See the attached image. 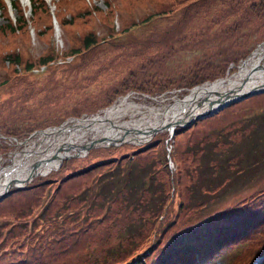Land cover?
I'll return each mask as SVG.
<instances>
[{
  "label": "trees",
  "instance_id": "trees-1",
  "mask_svg": "<svg viewBox=\"0 0 264 264\" xmlns=\"http://www.w3.org/2000/svg\"><path fill=\"white\" fill-rule=\"evenodd\" d=\"M12 3L18 11L17 18L13 20L6 14L4 8L3 17L6 19L0 25V33L13 34L18 30L26 29L29 35L27 31L29 21L20 9L19 2L12 0ZM66 3V0H59L56 6L66 5ZM31 4L34 21L46 20L48 4L45 0H31ZM209 4L210 0H171V2L161 0L155 3V11H146L145 14L137 17L131 15L130 21L122 22V24L113 21L109 24L108 21L107 25L105 23L106 32L102 35L93 29L84 30V28L85 33L81 42L72 44L70 52L80 54L83 51V54H91L103 41H108L107 44L118 43L121 47L127 46L128 39L134 34L131 30H143L145 26L152 25L151 30L158 31L154 34L155 37L149 38L148 41L139 38L134 47L139 51L142 45H153L152 53L155 55L145 62L154 63L162 60L165 54L170 52L173 44L171 39L177 41L182 38V34L176 33L179 30L194 28L197 34L192 38L212 39L209 30L214 27V23H218L219 25L215 28H219L223 35L234 40V36L238 37L241 26L240 23H236L237 21L242 20V24H248L255 16L254 21H258L264 27V0H226L215 11V14L223 15H217L212 19L199 13L200 9ZM179 5H182L181 8L173 11ZM114 10L116 9L110 10L108 19L111 16L114 17ZM209 12L210 10L206 13ZM232 14L238 16L233 20L226 19L225 16ZM77 15L82 19L91 16L90 13L83 15L81 12H77ZM169 15H173V19ZM56 17L61 28L72 21L64 16ZM165 19L168 20L167 25L158 24ZM49 27L50 29L53 27L51 22ZM122 34L125 36L122 37ZM186 35L183 34V37ZM258 36H260L259 39L264 37ZM115 38L121 39L115 42L112 40ZM257 39L258 37L255 38ZM199 40L180 43V45H201ZM246 41L243 40L240 46L236 42L234 50L227 45L225 61L212 62L204 68L205 75L197 76L196 74L198 79L192 78L190 82H180L176 79L172 83L150 82L151 80L146 77L145 65L141 63L134 74H129L130 79L122 78L120 82L110 84L112 90L101 92L99 98L92 101L90 109L95 110L100 105L111 103L118 93H124L130 88L160 93L169 88L191 87L203 80L222 76L231 62L237 63L253 49L251 46L241 47ZM7 52L8 54L4 55L6 60L9 59L13 65L24 64L25 71L30 70L37 62L49 63L56 60L61 54L54 45H50L46 52H41L36 58L24 57L19 51ZM121 52L125 54L126 51L121 50ZM12 70L17 71V68L12 67ZM133 77L135 78L131 79ZM78 81L79 84H83L82 81ZM236 103L239 102H231L213 115L218 116L217 114L222 112L232 115V107ZM70 108L71 106L64 109L65 115H60H80V111L74 114L67 113ZM61 117L59 121V119L46 120L32 115L31 123L21 131L28 134L32 130L43 127L47 122L48 125L58 124L65 119ZM201 120L175 128L173 136L175 144H172L171 156L176 162L178 160L177 137L183 133L190 135L189 131H192V134L196 132V125ZM204 129L205 125L200 129V134L201 132L207 134L209 128ZM218 129L215 141L219 134L227 132L230 128L226 126ZM0 133H2L1 129ZM167 138H169L168 131L157 132L144 144H126L132 147L128 153L98 158L61 177L45 178L37 175L28 186L13 189L8 196L0 200V210L3 211L0 212V216H3L4 212H13L12 214L17 218L9 222L6 218L0 217V264H207L216 254L238 245L240 249L237 251L235 264H247V261L261 254L264 251V187L246 195L235 205L217 212L204 223L187 226L193 211L183 212L181 206L180 209L175 207V199L182 195L180 170L178 167L175 171L177 177L173 178V172L170 171L165 158L167 153L165 139ZM1 140L0 138V153L7 154L8 150H5L7 143ZM205 140H208V137ZM116 148L118 146L115 145L94 147L88 153L109 155ZM81 158L84 157L65 158L61 166L52 170V173H59L71 160ZM157 162L166 167L164 173H154L153 169ZM97 171L100 174L97 181L100 189L92 194H95L94 198L102 197L105 201L88 202L82 193L78 192L73 197L67 198L66 205H61V197L65 191L62 193L60 191L67 182L66 189L70 188L77 178L82 179V176L92 175ZM160 183L162 188L158 186ZM77 184L79 183L71 187ZM47 186L55 188L49 193ZM73 198L75 204L69 203ZM16 203H21V207L15 206ZM113 221L116 224L111 232H107L108 223ZM129 228L132 229L130 236L134 234V237L127 241L128 246L121 250L120 254L117 251L111 252L106 247L110 235L121 234Z\"/></svg>",
  "mask_w": 264,
  "mask_h": 264
},
{
  "label": "rangeland",
  "instance_id": "rangeland-1",
  "mask_svg": "<svg viewBox=\"0 0 264 264\" xmlns=\"http://www.w3.org/2000/svg\"><path fill=\"white\" fill-rule=\"evenodd\" d=\"M19 1L21 4L20 9H25L27 15L25 18L29 21L27 26L29 35L26 29L25 31L18 30L13 34L9 32L3 35L0 33V35H3L0 36V129L4 133L1 141L7 143L5 150H8L7 154H4L6 158H0V165L11 163L12 157L32 143L39 135V133H34V130H32L33 134L28 133V135L21 131L31 123L30 116L37 115L46 120L51 118V120L59 119L60 121V117L65 115L64 109L67 108V105L72 104L73 100L80 99L85 105H90L92 101L99 98L101 92L113 89L110 84L120 82L122 78L130 79L129 74H134L137 66L141 63L145 65L146 77L151 80L150 82L161 84L167 81L172 83L174 79L180 78L179 70H185L186 68L181 67L185 64L201 65L204 68L206 66L205 62H224L227 56V45L234 50L233 47L236 46V42L240 46L243 40H247L241 47L251 46L254 49L252 50L255 51L264 43V37L259 39L260 36H258H264V30L261 31L264 27L258 21H254V16L253 21L248 24H242V20L236 22L240 23L241 26L238 37L234 36V40L223 35L219 28H215L219 25L218 23H214V27L209 30L212 39L199 40V38H192L193 35L197 34L194 28L179 30L176 33L182 34V38L177 41L171 39L173 44L170 52L166 53L159 62H145L155 55L152 53L153 45H142L138 49L139 51L134 47L139 38L148 41L149 38L155 37L154 34L158 31L151 30L152 25L145 26L143 30H131L134 31V34L133 37L128 39L129 45L127 46L121 47L118 46V43L107 44L108 41H103L91 54H83V51L80 54L72 53L70 52L72 44L81 42L85 33L84 30L93 29L99 35H102L106 32L105 23L107 25L108 21L109 24L112 21L118 24L130 21L131 15L137 17L145 14L146 11H155V3L161 0H66V5L58 4L57 6L53 3L56 4L59 0H45L48 4L47 19L37 22L33 19L32 5L26 0ZM162 1L171 2V0ZM225 1L210 0V4L200 9L199 13L210 19L217 15L222 16V13L215 14V11ZM49 4L55 7L56 16H64L72 21L68 22L66 27L55 26L54 12ZM181 6H176L177 8L173 11L180 9ZM172 7L175 8L173 5ZM4 8L6 14L10 15L11 13L14 17L18 13L16 9L9 6L8 0H0V25L6 19V17H3ZM111 9H116L114 10L115 15L108 19L107 15ZM208 10L210 12L207 14ZM77 12H81L83 15L90 13L91 16L82 19L78 17ZM237 16L232 14L225 17L233 20ZM169 17L173 19V15H169ZM50 22L53 25L52 29L49 27ZM158 24L167 25L168 20L165 19ZM183 34H187L186 37H183ZM121 36L125 35L122 34ZM256 37L259 40H255ZM120 39L115 38L112 40L116 42ZM196 39L199 40L198 42L201 45H180V43L196 41ZM50 45H54L59 49L61 53L59 57L43 65L37 62L33 64V69L28 71L24 70V64L13 65L9 62V59L6 60V57H4L5 54H8L7 51L14 50L21 52L24 57L36 58L41 52H46ZM121 50H125V54H122ZM250 52L245 57L246 59L252 54ZM12 67H16L17 71H13ZM238 69L231 70L229 73L232 75ZM142 72H144L143 69ZM9 74L10 76H8ZM222 76L229 75L225 73ZM191 77L198 79L194 71L191 73ZM78 80L82 81L83 84H79ZM139 91L147 92V90ZM184 92L190 93L189 89L184 90ZM161 93L158 91L148 92L152 97L139 96V94L134 93L136 95H129L128 100L133 101V98L142 105L163 106L172 101L175 96L183 98L185 95H178L177 92L164 95ZM244 100L246 101L243 102ZM118 101L119 98L116 102ZM235 101L239 103L233 105L232 115L222 112L217 114L218 116H214L216 112L214 115H209L211 117L207 116L206 120L203 118V121L198 122L196 132L193 134L192 131H189L190 135L183 133L177 137V162L172 158L171 163L167 153L165 154L168 167L173 172V178L177 177L175 171L178 167L180 170L179 179L182 195L175 199V207L180 209L181 206L183 212L193 211L190 220L187 222L189 227L204 223L215 216L217 212L233 204L235 205L237 201L246 195L264 187V91ZM105 105L107 104L103 106ZM90 111L95 112L96 110L94 111V109L88 107L81 110L83 114L78 117L92 114ZM69 115L62 117L67 119L70 118ZM220 115L228 118H223ZM125 118L129 119L128 116H125ZM71 121L73 120L69 119L68 122ZM46 125H48V122L43 127L45 128ZM203 125H205V129L209 128L207 134H203V132L200 134ZM226 126L230 129L219 134L217 141H215V134L219 132L218 128H225ZM162 131L168 130L164 129L159 132ZM15 136L16 138H14ZM90 137L89 134L88 138ZM206 137H208V140H205ZM126 144L132 143L128 141L117 143L118 148L113 149L109 155L86 153L84 156H75L84 158L71 160L59 173L53 174L51 170L50 172L43 171V174L40 175L45 178L61 177L70 171L80 169L96 161L98 158L128 153L132 147ZM165 144L175 143L172 139L169 142L165 139ZM85 150L88 151V148ZM75 151L72 150L71 154ZM104 168L106 169V167ZM164 169L166 167L157 162L153 171L162 174ZM98 171L92 175H84L82 179L77 178L71 186L75 183L79 184L74 187L70 186L68 189L65 188L67 182L63 190L60 191V193L65 191L62 194L63 197H61V205H66L67 198L73 197L78 192L82 193V196L88 202L100 203L105 201L102 197L94 198L95 194H92L100 189L97 183L100 176ZM159 177L162 179L161 176ZM158 186L162 188L161 183ZM47 187L49 188V186ZM54 188V186L50 187L48 192L50 193ZM7 200L11 201L12 199ZM69 203L75 204V199L73 198ZM21 205V203L15 204L18 207H21ZM85 207L87 206L85 205ZM0 212L3 211L0 210ZM4 213L0 217L6 218L9 222L17 219L12 214L13 212ZM115 224V221L108 223L107 232H111ZM131 230L129 228L121 234L110 235L106 247L111 252L117 251L120 254V251L128 246L127 241L134 237V234L130 236ZM114 240L116 241L112 243ZM239 249L238 245L222 251L220 254H216L212 260L209 259L207 264H235Z\"/></svg>",
  "mask_w": 264,
  "mask_h": 264
},
{
  "label": "bare ground",
  "instance_id": "bare-ground-1",
  "mask_svg": "<svg viewBox=\"0 0 264 264\" xmlns=\"http://www.w3.org/2000/svg\"><path fill=\"white\" fill-rule=\"evenodd\" d=\"M261 64L264 65V44L243 60L239 70L232 75L230 73L225 78L201 84L183 99L176 97V101L171 104L148 106L122 97L101 113L75 119L57 129L42 131L32 143L13 157L10 164L0 165V190L2 191L12 179L23 180L27 174L33 172L34 160H40L37 170L45 172L55 166L62 156L72 150H81V143L87 144L91 138L115 137L123 131V127H133L135 129L132 133L143 137L147 130L153 127H162L180 116L205 110L211 101L216 105L217 98L227 92L234 95L264 85V66ZM205 96H208L204 99L205 102L199 104ZM148 133L146 135H149Z\"/></svg>",
  "mask_w": 264,
  "mask_h": 264
},
{
  "label": "water",
  "instance_id": "water-1",
  "mask_svg": "<svg viewBox=\"0 0 264 264\" xmlns=\"http://www.w3.org/2000/svg\"><path fill=\"white\" fill-rule=\"evenodd\" d=\"M261 65L264 66L263 64H261ZM242 86H243V84H242ZM261 91H264V85L255 86V87H252L250 89H247L246 91L237 92L234 95H229L230 93L227 92L222 97H218L217 98L218 101H217L216 105H214L212 103V101H211V102L208 103L209 106L207 108H205V110L200 111L198 113H191V114H189L187 116H184V115L180 116L177 119H174L173 121L168 122L167 124H165L162 127L161 126L156 127V128L153 127L151 129L147 130V132L144 134L143 137L139 136V135H134L132 133L133 129H135V128H133V127H123V129H122L123 131L118 133V134H116L115 137L114 136L111 137V138L110 137H107V138L106 137H102V138H98V139L91 138V141L89 143L82 144V148H84V149L88 148L89 149L92 146L105 145L106 143L111 144V143L124 142V141H129V142H133V143H143L146 140H148L149 138H151V136L155 132H157L159 130L167 129V130H170L173 133L174 132V128L176 126L188 125V124L192 123L196 119H199V118H202V117H206L208 115H211V114L219 111L222 107L226 106L227 104H229V103H231V102H233L235 100L245 98L247 96H250L252 94H255V93H258V92H261ZM206 97H208V96H205L203 98L202 102L200 101L199 104H203L205 102L204 99L206 100ZM73 119H79V118L74 117ZM62 124L61 125L50 126L49 129H57V128L61 127ZM47 129L48 128L42 129L39 132L41 133L42 131H45ZM147 133L149 135H146ZM62 148H65V147H62ZM75 154H79V153H75ZM62 158H63V156L60 159H62ZM33 162H34L33 163L34 164L33 172H30L29 174H27L26 177L23 178V180H19L18 181V179H12L9 184H7L5 187H3L2 191L0 190V196L3 197L5 195H7L9 193L10 188H12V187L24 186L36 174L39 173V171L37 170V168H38L37 165H38V163H40V160H34Z\"/></svg>",
  "mask_w": 264,
  "mask_h": 264
},
{
  "label": "flooded vegetation",
  "instance_id": "flooded-vegetation-1",
  "mask_svg": "<svg viewBox=\"0 0 264 264\" xmlns=\"http://www.w3.org/2000/svg\"><path fill=\"white\" fill-rule=\"evenodd\" d=\"M207 67L208 65H210L209 63L205 62ZM182 68H186L185 70L180 72V78H177L176 80L180 81V82H190L192 80L191 78V73L194 71L195 75H202L204 74L203 72V68L201 65L200 66H194L192 64H185L183 66H181ZM72 104L67 105V107L71 106V108L69 109V112L67 113H75L76 111H81L83 109H87L88 107H90V105H85L80 99H75L71 102ZM73 106V107H72Z\"/></svg>",
  "mask_w": 264,
  "mask_h": 264
}]
</instances>
